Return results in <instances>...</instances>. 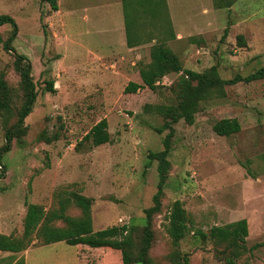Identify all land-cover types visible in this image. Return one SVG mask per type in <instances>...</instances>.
Wrapping results in <instances>:
<instances>
[{"label":"rangeland","instance_id":"1","mask_svg":"<svg viewBox=\"0 0 264 264\" xmlns=\"http://www.w3.org/2000/svg\"><path fill=\"white\" fill-rule=\"evenodd\" d=\"M167 5L174 33L184 37L168 46L184 68L201 72L215 66L229 80L264 67V0H238L229 10L215 9L212 0H168ZM57 6L53 11L43 0H0V15L11 16L17 25L12 47L30 61L38 93L24 121L23 144L12 141L1 156L0 234L21 236L28 204L46 212L68 192L92 199L94 231L143 225V211L152 205L158 182L157 163L146 167V155L162 149L167 131L156 133L162 119L151 107L164 100L148 88L132 94L124 88L130 81L141 82L138 63L149 61L150 44L126 48L120 0H57ZM186 10L195 12L191 23ZM198 25L201 35L195 34ZM10 30L0 26V37L6 39ZM238 36L244 46L238 45ZM1 72L16 88L13 57L0 43ZM177 77L167 75L158 85L170 86ZM47 78L54 82V94L44 92ZM102 119L110 141L76 148ZM222 119H236L239 132L217 135L213 125ZM3 121L0 117V149L6 142ZM41 132L57 140L38 141ZM171 147L152 258L161 261L168 250L164 215L179 200L193 222L179 245L191 253L190 264H220L196 244V229L208 231L240 219L247 222L246 245L253 248L239 264H264V78L225 86L223 97L203 102L192 125L180 121L174 126ZM65 213L77 215L78 209L66 206ZM31 244L17 254L0 252L2 264H13L10 257L23 258L25 264H78L75 246H40L37 239ZM114 260L110 252L101 253V264Z\"/></svg>","mask_w":264,"mask_h":264},{"label":"trees","instance_id":"2","mask_svg":"<svg viewBox=\"0 0 264 264\" xmlns=\"http://www.w3.org/2000/svg\"><path fill=\"white\" fill-rule=\"evenodd\" d=\"M50 9H58L57 0H43ZM238 0H212L215 9L229 10ZM123 15L125 42L128 48H137L150 44L149 61L139 62L138 70L141 82H128L124 88L126 94L148 88L161 95L164 102L152 106L153 111L162 119V125L156 128L157 134H166L162 138V149L149 152L148 163L156 162L157 190L152 197V205L146 208L144 224L113 225L94 231L91 205L92 199L74 192L58 195L56 207L44 212L37 204H28L23 220L21 236L0 234V252L17 254L26 251L37 239L40 246L64 242L77 248L78 264H101V253L110 252L116 264H190L191 253L179 249L180 242L192 231L193 222L179 200L174 201L164 215L165 231L169 238V247L162 260L152 258L156 247L157 233L154 229L155 218L163 212L162 199L165 183L171 167L168 156L171 151L174 126L184 121L192 125L195 114L201 110L202 103L214 97L224 96V88L237 82H251L264 78V67L246 77L222 79L215 66L201 72L183 67L179 56L168 46V41L175 39L167 0H120ZM11 27L6 39L0 37L5 52L13 57V69L18 76L17 87L7 82L4 72L0 73V117L3 121L5 144L0 149L1 156L8 152L10 144L15 141L22 145L27 134L24 121L32 112L37 98L36 84L31 76V63L12 47L16 37L17 25L9 15H0V26ZM227 28L224 29V35ZM239 46H244L242 36L237 37ZM177 74V80L170 86L163 87L158 82L167 75ZM44 81V92L54 94V82ZM105 119L96 123L76 146L89 143L96 147L108 143L110 137ZM240 125L236 119H222L213 125V131L219 136H230L239 132ZM38 141L50 144L57 140L56 135H38ZM4 173L0 174V179ZM74 205L77 215H67L66 206ZM59 225H54L55 222ZM248 227L245 219H240L223 226H212L208 231L199 228L193 232L199 248L212 253L220 264H239L251 249L246 245ZM13 264H25L23 258L10 257ZM10 262V261H9ZM0 264L2 261L0 259ZM245 264H250L245 262Z\"/></svg>","mask_w":264,"mask_h":264},{"label":"crops","instance_id":"3","mask_svg":"<svg viewBox=\"0 0 264 264\" xmlns=\"http://www.w3.org/2000/svg\"><path fill=\"white\" fill-rule=\"evenodd\" d=\"M182 1L186 2L187 0H182ZM188 1H189V0H188ZM209 1H210V0H209ZM167 3H168V0H167ZM168 10H169V8H168ZM168 10H167V11H168ZM201 11H202V12H201L202 14L205 13V12H207V11H206V8H203V10H201ZM192 12H193V11H192ZM185 13H186V15H187V16H186V17H187V18H186L187 21H189V23L193 22V21H194V18H193L194 15H193V14H195V12H193V13L190 12V13H189V11L186 10ZM169 15H170V12H169ZM204 16H205V15L203 14V18L206 17V16H205V17H204ZM170 19H171V17H170ZM199 27H200V25L197 26V28H196V32H197V33L195 32V34L201 35V31H203V30H202L203 27H202V26H201L200 28H199ZM202 33H203V32H202ZM183 38H184L183 35L179 34L178 32H175V39H173V40L176 41V40H180V39H183ZM125 46H126V44H125ZM126 48L129 49V50H134V49H135V48H128L127 46H126ZM132 82H133V81H132ZM139 82H140V81H139ZM139 82H138V81H134V83H139ZM24 263H25V261H24Z\"/></svg>","mask_w":264,"mask_h":264}]
</instances>
